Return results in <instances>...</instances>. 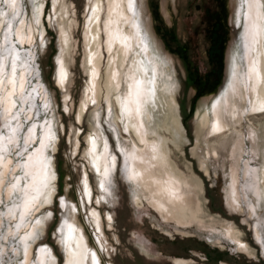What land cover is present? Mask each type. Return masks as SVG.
<instances>
[{
    "label": "rangeland",
    "instance_id": "1",
    "mask_svg": "<svg viewBox=\"0 0 264 264\" xmlns=\"http://www.w3.org/2000/svg\"><path fill=\"white\" fill-rule=\"evenodd\" d=\"M97 1L101 4L102 56L99 87L97 83L98 89L91 92V45L87 36ZM259 1L264 16V0ZM16 2L17 7L12 8L0 0V64L17 63V72L22 73L23 66L27 74L25 88L15 95L17 104L11 119L3 107L11 76L6 67L5 85L0 89V136L6 137V149L0 148V153L4 161L9 160V170L0 185V264H25L28 243L32 245L29 264H42L41 248H49L54 264H66L67 224L75 218L99 264H264V111L252 112L254 91L260 89L253 88L248 75L250 61L258 62L264 54V17L260 43L256 33L250 36L248 30L246 0L240 17L238 0H144L160 54L169 58L168 64H159L158 76L147 70L148 93L156 97L155 103L150 102L151 118L146 117V125L160 142L166 143L171 167L189 181L202 182L203 191L197 198L192 184L187 186L183 181L179 191L183 200H191V205L196 200L203 205L204 222L193 225L174 220L167 204L156 205L155 195H159L155 186L147 190L128 178L126 155L131 151L133 134L126 132L118 120L121 109L116 99L127 93V80H121L113 95L109 96L107 88L110 53L105 26L109 1ZM22 23L31 37L23 44L16 37ZM17 53L19 61L15 59ZM230 53L236 60L232 68L227 67ZM131 57L133 54L127 57L123 73L130 68ZM25 60L26 64L21 63ZM62 65L68 78L60 84ZM87 91L93 101H87ZM213 106L219 108L221 121L231 125L235 134L211 135ZM205 114L206 126L201 124ZM154 121L160 125L154 126ZM30 136L35 139L30 140ZM90 136L97 139L99 149L108 147L106 156L114 159L108 178L102 177L105 182L88 152ZM31 167L51 178L39 196L38 212L33 211L23 220L25 196L29 193L25 189L37 178V171H31ZM86 175L90 199L85 191ZM13 186L23 191L13 189L8 196ZM13 204L15 216L9 215ZM94 211L100 216L101 231L94 223ZM20 220L28 227L22 230ZM227 226L247 245L248 252L240 250L237 240L227 235ZM30 231L33 238L26 242Z\"/></svg>",
    "mask_w": 264,
    "mask_h": 264
},
{
    "label": "bare ground",
    "instance_id": "2",
    "mask_svg": "<svg viewBox=\"0 0 264 264\" xmlns=\"http://www.w3.org/2000/svg\"><path fill=\"white\" fill-rule=\"evenodd\" d=\"M108 1H109L108 2L109 3L108 5L109 15L107 16L108 19L106 20V26H105L106 34H107V38H106L107 44L106 45L108 48V52L110 53L107 88H108L109 96L113 95L115 92H117V90H119L120 84L122 82L121 80L124 77L127 80V93L125 94L124 97L121 96V97H117L116 99L121 109V117L118 116L120 118L118 120H120L123 123L124 129L126 132L130 131L133 134V138H130L133 141L131 151H128L126 155V160L128 162L126 170L129 172L128 178H130L132 181L138 182L139 186L147 190H149V188H151L152 186H155V190L154 188L153 190L155 191V193H158L159 195V197L155 195L156 205L161 207L162 204H167L166 209H168V211L172 213V215L174 216L173 217L174 220L178 219V222H180L181 224H189V223H193V225L194 223L201 224L202 222H204V218H205L204 217L205 213L203 212V205L201 201L196 200L197 203L196 204L194 203L195 205H191V200L190 199L186 200L185 198L183 200L181 197L183 193L182 191L181 192L179 191L181 190V184L184 181L187 186L192 184L191 186L193 187V190H194L193 192H197L195 196L199 195L203 191L202 182L201 181L199 182L189 181L188 179L184 178V176H182L180 172L177 171V169H174L173 167H171V165L169 164V159H168L169 155H167L168 154L167 149H166L167 146H165L166 143L162 141L161 143L160 139L156 138L155 136L156 133H152L149 129H147V125H146V117H148L149 119L151 118L149 115L152 110L150 102L153 101L155 103V98L153 97L155 95L151 96L148 93L151 89L148 91L149 82L145 78L147 74V70L148 71L150 70L151 72L153 71L154 74H157L158 76L159 64L160 63L168 64L169 58L167 59L166 58L167 56L164 57V56H161L160 54V47L155 41L153 33L150 29L149 18L147 14L145 13L144 0H136L135 6L132 8L129 7V0H108ZM100 6H101L100 2L97 1L94 7L95 11L93 12L92 17H91L93 18L92 19L93 23L91 25L88 24L91 27V31L88 33V36H87L88 45L89 44L91 45V47L88 46L91 48V50L89 51L88 49L89 56L87 55L89 57V61L88 60L87 61L89 65L90 64L92 65L90 66L91 69L88 66L89 70H91L90 87L88 89H90L91 92L94 91L93 90L94 88L96 90L99 87V83L97 80L99 77V69L101 66L100 59L102 56L100 53V49H99V46H100L99 45L100 44L99 43V40H100L99 19H100V12H101ZM261 6H262V3L259 0H246V6H245L246 10L245 11H246V17H247V22H248V30H251L250 33L252 34H250V36L256 33V37H257L256 41L258 40L260 43L262 40V23L261 22H262V18L264 17ZM15 7H17V5H15ZM242 7H243V0H238L237 17L238 15L240 17V11ZM38 11H39L38 15L40 17L41 7L38 9ZM238 19L239 18H237V20ZM0 26H2L1 22H0ZM125 26H127V30H124ZM16 35H17L16 37H18V39L21 41L22 44L24 43L25 40L29 41L31 39V37L27 35L26 32H24L23 23L21 24V27L17 28ZM252 44H255V42L252 41ZM112 49H117V50L112 51ZM93 50H94V55H93ZM143 53L147 55V58L143 57L142 55ZM132 54H133V57H131L130 68H128V71H124L125 73H123V68H125V64H126L125 61L127 60V57L131 56ZM263 55L264 54H262L258 62L254 63L253 62L254 59L251 60L249 64V69H248L249 70L248 75L254 83L252 85H255V87L253 86V88L260 89V92H256V90L254 91L253 103H252L253 113L256 111H264V56ZM146 59H148L147 60L148 62L146 61ZM227 60H228L227 67L231 65V68H232V64L234 65L236 63L235 57L231 53L229 54ZM18 67L20 66L17 65L16 63V68ZM61 68H63L66 71L65 69L66 67H64V65H62ZM21 72L22 73L17 72V80L19 83H18V86L15 87V89H13L12 84L9 82L11 80V76L7 80L9 88H7L8 91L6 92L4 96L3 107H4L5 114L10 119L12 118L11 116H12V112L14 108L12 101L13 99H15V95L21 94V92L26 86V75L27 74L23 66L21 67ZM228 73L229 72H227V74ZM157 76L155 75V77ZM157 82H158V79H156V84ZM97 83H98V87H97ZM19 85H23V87L21 88ZM87 92H86V95L88 94L86 97L88 98L87 101H93L94 99L92 100L91 98V95H92L90 94L91 92L90 93L89 92L87 93ZM137 92H139V96H137ZM172 92L173 90H171L170 92L171 96H172ZM110 100H111V97L109 98V107H110ZM87 101H85L83 105L81 106L79 120L81 119L82 114L85 110ZM137 101L139 102L137 103ZM218 103H219V99H218ZM216 106L218 107V105ZM217 107L213 106L214 120L212 122L213 130L211 131V135L217 136V137L219 136L226 137V136H229L230 133L231 135L235 134L233 133L235 130L231 132V130H233V128H231V125H226L221 121L220 116H219L220 113L218 112L219 108ZM153 108H154V105H153ZM153 111L155 110L153 109ZM153 114L154 113L152 112L151 115ZM29 115H31V112H29ZM29 117L31 118V116ZM152 117H155V115ZM202 120L203 122L201 124L204 123V125L206 126V123L208 122L206 114L204 115ZM157 121H159V119H157ZM158 124L157 122L154 121V126L157 127ZM10 127L14 131L15 126L11 125ZM5 138H6L5 136H0V148L6 149L5 143H4V141L6 140ZM28 138L30 140L35 139L34 136H30ZM88 140H89L88 141L89 142V151H88L89 155L91 156L92 162L94 163V167L96 168L101 179L103 180V178H106V176L110 173L111 167L114 164V159L111 160L108 157L109 155L106 156V152H107L106 149H108V147L106 148V146H104L103 149L101 148L99 149L98 148L99 144H98L97 139L93 138L92 136H90ZM0 156H2L1 153H0ZM6 160L5 161L4 159L0 160V165H2L1 167H3V172L2 173L0 172L1 173L0 174L1 176L0 185H2L1 184L2 176L7 173V170H9L8 169L9 160L7 161ZM42 162H44V160H42ZM149 164L153 166L152 169H149ZM32 169L33 167H31L30 170L32 171ZM33 170H35V172L37 171V169H33ZM106 170H107V174H106ZM42 172L43 170H40L39 173L37 171L36 180L28 184L27 188L25 189V192L26 191L29 192L27 196H25L26 197L25 201H31V203H27V204L24 203L21 219L25 217L28 218V216L30 217L33 214V211H35L41 205L40 194L43 193V190L46 187V186L44 187V185L47 184V181L51 178L49 176L50 174L46 176L43 174L44 172L43 173ZM262 177H263L262 179L264 183V173ZM104 180L103 182H105ZM84 181H85V187H86L85 189L86 195L90 199L91 198V187H90L87 175ZM150 185L152 186L149 187ZM13 187H15L17 190H20V188L17 186H13ZM13 187H11L8 190V196H10L11 193H13L12 192L14 189ZM46 188H48V186ZM262 191L264 194V189ZM149 192L151 193V190ZM18 193H20V191H18ZM23 194L25 193L23 192ZM50 195L47 198V201H46L47 204L49 203L48 200H49ZM162 197H164V199H162ZM195 198H197V196ZM198 198L200 197L198 196ZM136 199L141 204L140 198L136 196ZM165 200H166V203H164ZM63 203L66 204L65 202ZM14 205L15 204H13L9 208V215L10 214L12 216L14 215L15 213L14 211H16L14 209V207L16 206ZM160 207H157V208H160ZM240 210L241 209H239L238 211ZM92 215H93L94 223L96 224V227H98L99 230L101 231L102 226L100 223L101 221H100V216L98 212L94 211ZM75 219H72V222L69 223L73 226V231L69 233V230L67 229L66 264H99L100 261L98 262L96 255L93 258V253L95 254V252L88 247L84 232L78 226ZM109 220L111 221L110 216H109ZM182 220H184V222ZM22 223H23V225L21 226L22 228L20 227L22 230L28 227L29 225L26 223V221ZM38 225L37 227H39ZM35 227H33L34 228L33 231H35L34 233L37 232V229ZM231 228L226 229L227 235L237 240V243L240 246V250L248 252L247 245L243 243V241L238 239L237 234L234 233V231H231ZM33 231H30V233L32 234H28L25 237V239L27 240L26 242H28V240L31 239V237L33 238V235H34ZM256 234L259 239L260 237L259 233L257 232ZM25 239H24V243H26ZM25 245H26V260H25L26 263L25 264H29L32 245L30 243L25 244ZM48 249L49 248L40 249L39 258L42 264H54L55 260L53 259V256L51 255L52 253L49 252Z\"/></svg>",
    "mask_w": 264,
    "mask_h": 264
},
{
    "label": "snow or ice",
    "instance_id": "3",
    "mask_svg": "<svg viewBox=\"0 0 264 264\" xmlns=\"http://www.w3.org/2000/svg\"><path fill=\"white\" fill-rule=\"evenodd\" d=\"M2 3L8 4L10 7L14 8L15 5H16V0H2ZM135 3H136V0H129V7L130 8L134 7L135 6ZM93 11H95V10L93 9ZM37 23H39V22H37ZM15 59L18 60V61L20 60V56H19L18 53H17ZM21 63H27V61L26 60L25 61H21ZM5 67L10 71L11 80L9 82L12 84L13 89H15V87L18 86V83L19 82L17 80V68H16V64L13 63V62H10L6 66L3 65V64H0V89H2L4 87V85H5V79L3 78V70H4ZM67 78H68V73L63 68H61L60 71H59V73H58V80L60 82H63L65 80H67ZM19 86L21 88L23 87V85H19ZM137 96H139V92H137ZM2 99H3V97L0 96V102H2ZM138 102L139 101H137V103ZM12 103H13V107H15L16 104H17V100L13 99ZM50 138H51V133H50ZM25 151H27L26 148H25ZM3 159H4V157L3 156H0V160H3ZM106 174H107V170H106ZM25 175H27V174H25ZM8 183L9 184H12V181L9 180ZM44 186H47V185L45 184ZM14 191H23V190L22 189L17 190L14 187ZM25 203L26 204L27 203H31V201H25ZM49 215H51V213H49ZM37 223H39V221H37ZM67 227H68L69 233H71L73 231V226L71 224H68ZM94 256H95V254L93 253V258H94Z\"/></svg>",
    "mask_w": 264,
    "mask_h": 264
}]
</instances>
